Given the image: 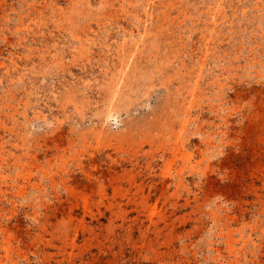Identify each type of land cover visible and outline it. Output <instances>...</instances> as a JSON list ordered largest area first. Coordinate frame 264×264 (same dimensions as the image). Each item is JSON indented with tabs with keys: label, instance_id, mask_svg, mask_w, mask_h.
Instances as JSON below:
<instances>
[{
	"label": "rangeland",
	"instance_id": "rangeland-1",
	"mask_svg": "<svg viewBox=\"0 0 264 264\" xmlns=\"http://www.w3.org/2000/svg\"><path fill=\"white\" fill-rule=\"evenodd\" d=\"M0 264H264V0H0Z\"/></svg>",
	"mask_w": 264,
	"mask_h": 264
}]
</instances>
